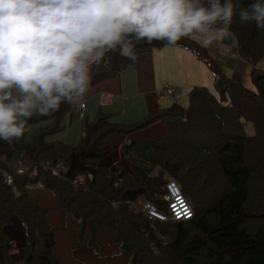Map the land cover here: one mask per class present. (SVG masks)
<instances>
[{"label":"trees","instance_id":"1","mask_svg":"<svg viewBox=\"0 0 264 264\" xmlns=\"http://www.w3.org/2000/svg\"><path fill=\"white\" fill-rule=\"evenodd\" d=\"M232 1L233 23L228 27L237 52L249 64L255 88L228 77L208 59L217 94L206 86H193L188 118L178 103L131 128L100 112L90 121L83 117L75 144L47 139L65 128L73 103H62L51 116L28 120L38 123L30 138L25 131L12 144L0 140V248L8 252L14 247L3 226L15 213L25 228L22 264L58 263L47 208L27 192L28 184L39 181L57 198L61 216L70 213L76 220L79 237L87 233L95 246L97 228L105 225L111 239L128 252V264H264V68L256 65L264 56V31L254 23H241L235 14L253 0ZM199 3L207 6L208 0ZM177 43L200 58L196 41L183 37ZM164 44L142 40L133 41L132 47L139 59ZM129 63L119 48L106 50L91 66L92 84ZM160 117L170 118L160 138L122 145L129 172L119 175L99 163L117 147L105 144L108 134L127 132ZM242 117L252 121L253 134L245 132ZM18 165L26 166L23 173L14 172ZM6 174L13 175L11 183ZM78 175L82 180L74 182ZM167 179L177 181L192 201L189 219H149L135 208L150 199L164 209L159 194Z\"/></svg>","mask_w":264,"mask_h":264},{"label":"clouds","instance_id":"2","mask_svg":"<svg viewBox=\"0 0 264 264\" xmlns=\"http://www.w3.org/2000/svg\"><path fill=\"white\" fill-rule=\"evenodd\" d=\"M235 14L264 31V0ZM233 16L232 0H0V140L12 144L28 120L82 101L106 50L135 63L133 41L175 45Z\"/></svg>","mask_w":264,"mask_h":264},{"label":"crops","instance_id":"3","mask_svg":"<svg viewBox=\"0 0 264 264\" xmlns=\"http://www.w3.org/2000/svg\"><path fill=\"white\" fill-rule=\"evenodd\" d=\"M220 25L213 26L203 37L194 33L187 38L204 43L200 38L206 39L207 36L215 35ZM210 40L216 42L214 39ZM167 47L168 53L164 50ZM197 60L201 61L192 49L178 43L144 52L135 63H129L114 76L91 85V91L83 99L86 103L85 119L93 120L102 112L109 114L110 120L117 124L136 126L153 113L173 103L182 105L184 116L188 118L192 111L191 88L203 85L198 79V69L201 66L193 64H197ZM164 85L173 86L174 92L163 93L161 90ZM67 123L65 137L61 138L67 143L75 144L82 134L83 119L71 113ZM169 123L170 118L160 117L127 132L108 134L104 140L105 144H115L117 147L100 157L99 163L109 166L119 175L129 172V163L123 155L122 145L135 140L158 139ZM24 159L26 160V157ZM42 187L30 191L32 196L47 208V220L55 231L53 253L58 259L57 264H128V252L111 239L105 225L99 224L95 237L96 245L92 246L87 233L81 237L77 235V222L73 216L70 213L61 216L58 201L47 188ZM3 232L6 238L14 243V247L8 252L0 248V264H22L25 250L24 224L16 216H10L3 226Z\"/></svg>","mask_w":264,"mask_h":264},{"label":"rangeland","instance_id":"4","mask_svg":"<svg viewBox=\"0 0 264 264\" xmlns=\"http://www.w3.org/2000/svg\"><path fill=\"white\" fill-rule=\"evenodd\" d=\"M233 4H234V2H233ZM234 7H235V4H234ZM216 30H217V33H214L215 35L207 36L206 39L204 38L205 40L203 38H200V39H202V41L204 43H199L198 41H196V39L192 38V40L196 41L197 44L198 43L200 44V45L199 44L197 45V47H198L197 49H199L201 52V56L199 58L201 61L197 60L198 61L197 64L193 63L194 65L201 66L198 69V79L211 92L217 94V91L215 88V83H214L215 77L213 76L214 74L212 72V69L208 65V64H210V61L208 59H210L212 63H214L217 66L222 67L223 73L225 75H228V77L239 80L241 82V84L243 86H245L246 88L254 89L255 84H254L252 77L250 76V73H249V64L237 52L235 41H234V35L230 31L228 24H221ZM196 36L203 37L204 35L198 34ZM210 39H214L217 43L211 41ZM205 41H207L208 44H206ZM165 45H169V44H164L162 46H165ZM156 47L157 46H153L151 49L155 50ZM159 47H161V46H159ZM164 50L166 53H168V47ZM256 65L259 68H264V56L258 61V63ZM239 77L241 79H239ZM163 88H164V86L162 87L161 91H163ZM169 99H170V97L168 98V100ZM241 120H242V124H243L245 132L248 134H253L254 133V126H253L252 121H250L249 119H245L243 117L241 118ZM36 125H38V123L26 122L25 131H26V137L27 138L31 137L32 130L34 129V127ZM131 127L132 126H129L128 128H131ZM67 128H68V123H67V125L63 131L48 134L47 139H63L65 137ZM128 128H125V129H128ZM61 136L63 138H61ZM41 187H42V185L40 184L39 181H37L35 183H30L27 186V192H28L29 197L38 203L40 201L32 196L30 190L36 189V188H41ZM47 190H49L51 192V194L55 197V195L53 194V192L50 189H47ZM55 199L57 200L56 197H55ZM13 215L16 216L17 218H19V216L15 213H13L11 215V217H13ZM19 220L23 223V221L20 218H19ZM106 228L109 231V228L108 227H106Z\"/></svg>","mask_w":264,"mask_h":264},{"label":"built area","instance_id":"5","mask_svg":"<svg viewBox=\"0 0 264 264\" xmlns=\"http://www.w3.org/2000/svg\"><path fill=\"white\" fill-rule=\"evenodd\" d=\"M174 92V87L164 85L163 93L171 94ZM86 111L85 101L73 103L71 112L83 119ZM26 169L25 165H18L15 173H23ZM5 180L7 183L13 181L12 174H6ZM82 180V176L78 175L73 181L78 182ZM160 200L164 205V209L159 208L155 201L145 199L135 206V208L144 213L149 219L159 220H186L193 215L192 201L182 192L179 184L174 179H167L164 183V188L159 194Z\"/></svg>","mask_w":264,"mask_h":264}]
</instances>
